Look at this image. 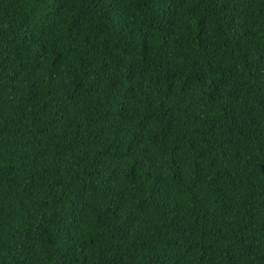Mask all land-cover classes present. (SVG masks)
<instances>
[{"label":"trees","instance_id":"trees-1","mask_svg":"<svg viewBox=\"0 0 264 264\" xmlns=\"http://www.w3.org/2000/svg\"><path fill=\"white\" fill-rule=\"evenodd\" d=\"M0 264H264V0H0Z\"/></svg>","mask_w":264,"mask_h":264}]
</instances>
